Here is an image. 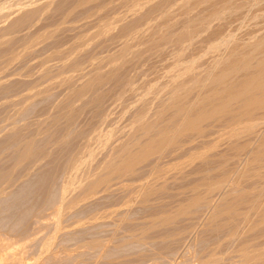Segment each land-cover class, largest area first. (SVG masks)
<instances>
[{"label":"rangeland","instance_id":"1","mask_svg":"<svg viewBox=\"0 0 264 264\" xmlns=\"http://www.w3.org/2000/svg\"><path fill=\"white\" fill-rule=\"evenodd\" d=\"M166 1L0 0V256L6 254V264H204L203 260H206L209 257L206 256V254L208 251L210 252V250L212 251L210 253L215 252V254L217 252L220 253L221 250L225 252L224 254L221 251V254L225 257L219 261L220 264H228V262L230 264H238L239 257L238 259L236 257L238 256L236 255L238 253L235 252L237 250L235 247L238 244L241 242H247L246 240L249 242V239L251 242H254L252 241L254 236L257 237L255 238L257 242L264 241V237L261 236V231L262 234L264 232V222L262 224H260V222L257 224V222L260 220L259 216L261 215H259L258 212L262 211H259V209L264 208L261 207L264 204V195H262L264 194V187L261 188V186H264V181H262L264 180V174L263 172H259L261 171L260 167H262V171L264 170V149L260 153L261 148H259H264V122H262L264 120H256L258 123H255V126H246L243 123L234 124V126H228V124L223 121L226 119V117L225 119H222L223 117H216L220 118V120L211 118L208 121L201 123L203 126L201 125L197 132L186 131L181 133V136H175L178 140H180L178 141L175 137L173 138L176 139L178 143L176 141L175 142L177 144L175 143V145H173L174 142L170 143L169 145L165 144L167 146L163 147L161 150L162 152H157L158 155L156 152L153 154L151 153L148 158H146L147 160L144 158V160L138 161L140 164H135L136 167L134 165L132 168L133 170L128 171V173H118L115 170L114 172L110 173V169L113 166L119 164L121 161L120 159L123 158V152L127 150L126 147H128L129 151H131L130 148H132L131 153H136L138 150H133V147H138L139 144H143L145 140L149 139L148 136H152L151 138L156 137L160 130L166 128V126H164L165 122L166 125H171L179 121L178 118L173 116L176 114L174 111L176 110V105L179 103L195 106L197 102V108L196 106L193 107V111L197 110L199 101L201 102L206 96L203 93L207 94L209 89L213 87L212 84L215 77L220 74L219 72L223 70L230 59H234L236 55H246L248 51L251 53L253 50L252 46H255L256 43L260 42V40H264V0H223L224 3L221 2L222 0H198V3H196L197 0H189L191 3H188V0ZM178 2L181 3L179 4ZM183 2L187 3L184 4ZM173 3L174 5L175 3L177 4L174 6ZM239 3L240 5H238ZM190 4L194 5L191 6ZM133 5L137 6L134 7ZM213 5L217 6L214 7ZM169 6H171V8ZM226 6L228 7L226 8ZM178 7L179 9H177ZM219 7L223 10H221ZM212 10L214 12L216 11V14L214 13L213 15ZM261 10L263 12H261ZM24 11L27 12L25 13ZM224 12L226 13L224 14ZM20 13L22 17L20 16ZM179 13L181 14L180 16ZM32 15L33 17L31 18L30 16ZM209 18H211V20ZM202 19L205 21V23ZM157 20H160V22ZM164 21L166 22L167 26H165L166 24ZM7 23L12 27L10 28ZM17 23L19 25H17ZM171 23L174 24L171 25ZM160 26L163 31L160 29ZM159 29L160 31L158 32L157 30ZM194 29L195 32H193ZM129 30L132 31V34ZM154 30L157 32L154 33ZM184 32L186 33L183 34ZM192 34L195 36V38L192 36ZM140 35L142 37H140ZM150 36H152V40L148 39ZM155 36L158 38L160 36V38L157 39ZM164 36L165 38H168L165 39L163 38ZM189 36L191 38H188ZM184 37L187 39H184ZM181 38L183 40H181ZM189 39L191 42H194L191 43L190 41H187ZM161 40L162 44L166 41L168 44L166 42L162 45ZM178 40L180 42H178ZM4 41H6V43ZM156 41H158V45ZM209 41H212L213 44ZM141 42L145 43L142 44ZM149 45L150 47L152 46L151 51L150 47L148 48ZM153 47H155V49ZM148 49L149 52L146 51ZM140 51L142 52L141 54ZM160 53L161 55H159ZM117 54L119 56H117ZM231 56L234 57L231 58ZM237 57L238 56L235 58ZM146 69L148 70L146 71ZM114 71L118 73H114ZM243 72L245 71H242V73ZM98 73L100 76H98ZM101 73L103 76L104 73H108V75H105L106 78H104L105 76L103 77L104 80ZM242 73L241 71L237 72L234 76V79L232 80L234 82L236 79V82H238V80L241 81L245 75ZM209 75L211 78L215 75L212 82H210L211 79ZM86 81H88L87 83L90 85H86ZM87 90H89V92H87ZM185 90L188 92V94H186L187 92ZM75 92L78 94H75ZM5 94L7 96H5ZM185 94L186 97L184 96ZM194 94H196L197 97H195ZM77 95L78 97L79 95L81 96L77 98ZM178 95H180V99H176L179 98ZM180 100L181 102H179ZM188 100H191V102H188ZM76 101L80 102L78 103ZM184 101L186 102L184 103ZM171 103L176 104L174 107L175 109L171 108V106L173 107V105H170ZM66 105H68V107ZM60 106H62V108ZM65 107H67L66 110ZM69 107L70 112L68 110ZM71 109H73V112ZM68 112L70 113L69 115ZM167 118H170L169 120L171 122H175L171 123ZM225 124L227 126H224ZM143 125H146L145 128ZM235 125L237 126L236 128ZM170 127L171 126L168 128ZM237 128L241 129L240 131H244L245 129L246 131L242 132L243 134H241V136L240 132L238 133L239 130L237 131ZM144 130L147 131L144 133ZM152 130L154 132L157 130V133L155 132L153 135L154 132ZM81 131L83 132L81 133ZM231 132L232 134H235V137L231 134ZM185 133L190 134L186 135ZM248 135L249 137H247ZM235 138L237 142L235 141ZM244 143L246 146L243 145ZM262 143L263 145L261 146ZM90 144L92 145L90 146ZM238 145L243 146L244 149H240L241 147L238 148ZM26 146L27 149L25 148ZM235 148L239 149L237 150L238 153ZM28 149H31V151ZM19 152L21 153L19 154ZM24 152H29L26 154H29V157L27 156L28 158L25 156V154L23 155V157H26L27 159L23 158L21 155ZM79 152L82 154V156ZM255 152L258 154V158L260 159L258 161H260V163L262 162L261 164L258 162L259 165L256 162V164L259 166L257 168L254 164H252V158L257 155ZM233 153L237 154V156ZM251 155H253V157ZM221 157L222 159H220ZM225 159L226 161L231 159V161L224 162ZM213 161H216L215 163H217L218 166L217 164L212 163ZM226 165L229 166L228 169ZM208 167L211 169L208 170ZM218 169L221 170V172H227L226 175L224 174L222 176L223 173L218 172ZM250 169H254V171L255 169H259L256 170L259 173L257 174L256 171L252 173L253 170L251 171ZM248 170H250L249 172H251L253 175L257 174L259 178L256 177L257 175L255 177H251L252 174L248 175ZM219 173H221V175ZM205 175L206 177H204ZM259 175L261 177L263 175L262 179ZM104 176H109L107 177L108 181L105 183L99 182L102 177L105 178ZM219 178L222 179V183L224 181V184L225 182L227 184L220 185L219 188H216L215 191L213 190L212 192V189L209 190L208 188H203L207 185L209 187V184L214 183V181H220ZM202 179L205 183L208 180H210L212 183L208 181L205 185ZM254 181L256 184H251ZM200 182H202V186L198 185ZM236 184L239 186V188L236 186ZM242 187L246 188L243 189ZM254 187L255 189H260V191L258 190L260 192L259 194L257 193V190L254 189L256 195L258 196L257 200L260 198V202L262 201L260 204L259 200L257 201L255 198H253L254 196L256 197L255 193H253L254 191L252 192V194H254L253 197L249 195V193L251 194L250 189L253 190ZM201 189L205 190L202 191ZM206 189L210 192H206ZM237 190L242 191L237 193ZM245 192L248 194H244ZM236 194L245 195L244 198L242 197L243 201H240L241 199L239 200L240 202L237 201L239 199L237 196L239 195ZM230 195H233L232 197H235L236 199L233 201V198ZM193 196H199L200 198L198 197L199 200L195 204L197 206L193 205V208H191L192 206L188 204L192 201V199H195ZM228 196L231 199L230 201ZM253 199L258 202V205H254L257 202H253ZM226 200H228V202ZM251 200L252 204L254 203V208L258 206L255 210L251 208V203H248L249 205H247V202H250ZM232 201L234 203L236 201L237 202L235 203L236 209L234 208V213L235 210L236 213L233 217L234 219L232 218L231 220L227 214L220 213V211L223 206L228 204L232 205ZM124 203L126 205H124ZM241 204L243 206H241ZM187 205L189 208L188 211H186L184 214H177L179 208L181 209L183 206L186 207ZM245 205L249 207H246ZM233 206L235 207L234 204ZM250 209L251 213L253 212L252 214L249 211ZM175 210L177 211L176 213H174ZM242 211L244 213L246 212L245 214L247 215L250 214L249 216L251 218L246 216L247 218H245V221V214ZM237 213L239 214L236 216ZM168 214L170 216H173L174 214V216L169 222L166 223L167 225L165 223L162 224L158 222V218L160 216ZM224 217H227L228 219ZM235 217L238 220H236ZM215 220L218 223L215 222ZM222 220L225 225L221 223ZM242 220L245 223H243ZM254 220H257L256 223H254ZM228 222L233 224H231L234 226L233 229H230L232 226L229 225V227ZM235 223H237L236 226H238L239 229L238 227H235ZM165 225L166 229L163 227ZM217 226L219 228H217ZM248 226H250L249 228L252 226L253 229H251L254 232L247 228ZM254 226H256V228ZM257 226L259 227L257 228ZM134 227L136 228L134 229ZM225 228L226 231L224 230ZM259 228L260 232L258 231ZM210 229H215V231L211 232ZM217 229L220 230L216 231ZM227 229H229V232L230 230H236V232L238 231L240 233H236V237H229V239L231 238L229 240L226 239L227 237L225 236L229 233ZM244 230L249 231V233L247 232L246 235ZM250 231H252L253 234ZM220 232H222L223 235ZM166 234L170 237H166ZM214 237L217 239V241ZM219 238H221L222 241ZM98 242L101 243L99 244ZM229 250L233 254L230 253ZM209 252L208 254L210 255ZM234 260L235 263L233 262ZM222 261L224 262L221 263Z\"/></svg>","mask_w":264,"mask_h":264},{"label":"bare ground","instance_id":"2","mask_svg":"<svg viewBox=\"0 0 264 264\" xmlns=\"http://www.w3.org/2000/svg\"><path fill=\"white\" fill-rule=\"evenodd\" d=\"M19 1V0H18ZM50 1V0H49ZM54 1H56V0H54ZM63 1V0H62ZM100 1V0H99ZM166 1V0H165ZM180 1V0H179ZM187 1V0H186ZM194 1V0H193ZM199 1H201V0H199ZM203 1H206V0H203ZM227 1V0H226ZM241 1V0H240ZM247 1V0H246ZM72 2V1H71ZM70 2V3H71ZM167 2V1H166ZM173 2V1H172ZM221 2H223L224 3V1L222 0ZM229 2V1H228ZM233 2V1H232ZM238 2V1H237ZM237 2H235V3H237ZM244 2V1H243ZM250 2H252V1H250ZM45 3H46V1H45ZM126 3V2H125ZM139 3V2H138ZM169 3V2H168ZM171 3V2H170ZM179 3V2H178ZM181 3V2H180ZM179 3V4H180ZM184 3V2H183ZM182 3V4H183ZM187 3V2H186ZM186 3H184V4H186ZM188 3H191V1H189L188 0ZM196 3H198V0H197V2ZM235 3H233V4H235ZM242 3V2H241ZM261 3H262V1H261ZM43 4V3H42ZM56 4V3H55ZM58 4V3H57ZM98 4H99V2H98ZM135 4V3H134ZM165 4V3H164ZM177 3H175V5H176ZM195 4V3H194ZM193 4V5H194ZM201 4V3H200ZM214 4V3H213ZM216 4H218V3H216ZM221 4V3H220ZM226 4H227V2H226ZM232 4V5H233ZM252 4V3H251ZM51 5V4H50ZM139 5H140V3H139ZM138 5V6H139ZM167 5H169V4H167ZM173 5H174V3H173ZM174 5V6H175ZM191 5V4H190ZM193 5H191V6H193ZM199 5V4H198ZM207 5V4H206ZM219 5V4H218ZM229 5V4H228ZM230 5H231V3H230ZM238 5H240V3L238 4ZM58 6V5H57ZM75 6H76V4H75ZM106 6V5H105ZM120 6H122V5H120ZM129 6V5H128ZM127 6V7H128ZM134 6V5H133ZM137 5H135L134 7H136ZM141 6V5H140ZM157 6H158V4H157ZM172 6V5H171ZM171 6H169L170 8H171ZM186 6V5H185ZM201 6V5H200ZM214 6V5H213ZM215 6H217V5H215ZM214 6V7H215ZM222 6V5H221ZM236 6V5H235ZM33 7V6H32ZM32 7H30V8H32ZM43 7H45V6H43ZM64 7V6H63ZM99 7V6H98ZM184 7V6H183ZM188 7H189V5H188ZM197 7V6H196ZM196 7H194V8H196ZM212 7V6H211ZM223 7H224V5H223ZM228 6H226V8H227ZM238 7V6H237ZM242 7V6H241ZM58 8V7H57ZM65 8V7H64ZM63 8V9H64ZM132 8V7H131ZM174 8V7H173ZM193 8V7H192ZM220 8V7H219ZM225 8V9H226ZM233 8V7H232ZM240 8V7H239ZM20 9V8H19ZM38 9V8H37ZM93 9V8H92ZM129 9H130V7H129ZM142 9V8H141ZM147 9V8H146ZM161 9V8H160ZM177 9H179V7L177 8ZM209 9V8H208ZM213 9V8H212ZM221 9V8H220ZM219 9V10H220ZM234 9V8H233ZM241 9V8H240ZM257 9V8H256ZM22 10V9H21ZM28 10V9H27ZM32 10V9H31ZM49 10V9H48ZM69 10V9H68ZM120 10V9H119ZM168 10H171V9H168ZM176 10V9H175ZM180 10H181V7H180ZM179 10V11H180ZM186 10H187V8H186ZM189 10V9H188ZM215 10H216V8H215ZM218 10V9H217ZM221 10H223V9H221ZM43 11V10H42ZM59 11V10H58ZM61 11H63V10H61ZM88 11V10H87ZM86 11V12H87ZM90 11V10H89ZM142 11V10H141ZM165 11V10H164ZM174 11V10H173ZM172 11V12H173ZM178 11V12H179ZM183 11V10H182ZM209 11H210V9H209ZM213 11V10H212ZM237 11V10H236ZM25 12V11H24ZM27 12V11H26ZM25 12V13H26ZM30 12V11H29ZM39 12V11H38ZM92 12V11H91ZM116 12V11H115ZM130 12V11H129ZM159 12H161V11H159ZM169 12V11H168ZM167 12V13H168ZM211 12V11H210ZM221 12V11H220ZM227 12H228V10H227ZM247 12V11H246ZM260 12V11H259ZM261 12H263L262 10H261ZM12 13V12H11ZM25 13H23V14H25ZM35 13H36V11H35ZM95 13V12H94ZM110 13V12H109ZM154 13H156V12H154ZM163 13V12H162ZM165 13V12H164ZM185 13V12H184ZM214 13L216 14V11L214 12L213 11V15H214ZM226 12H224V14H225ZM229 13V12H228ZM227 13V14H228ZM258 13V12H257ZM33 14V13H32ZM54 14V13H53ZM106 14V13H105ZM108 14V13H107ZM150 14V13H149ZM175 14V13H174ZM188 14V13H187ZM193 14V13H192ZM195 14V13H194ZM204 14V13H203ZM212 14V13H211ZM217 14H218V12H217ZM244 14V13H243ZM250 14V13H249ZM8 15V14H7ZM12 15H14V14H12ZM26 15H28V14H26ZM34 15V14H33ZM33 15L32 16H30L31 18L33 17ZM36 15V14H35ZM42 15V14H41ZM58 15V14H57ZM110 15V14H109ZM136 15V14H135ZM165 15V14H164ZM181 14L179 13V16H180ZM207 15V14H206ZM222 15H223V13H222ZM229 15H231V14H229ZM248 15V14H247ZM15 16H16V14H15ZM20 16H21V13H20ZM67 16V15H66ZM112 16V15H111ZM119 16V15H118ZM123 16V15H122ZM173 16V15H172ZM193 16H195V15H193ZM208 16H209V14H208ZM216 16V15H215ZM218 16V15H217ZM253 16V15H252ZM18 17V16H17ZM22 17V16H21ZM20 17V18H21ZM26 17V16H25ZM100 17V16H99ZM102 17V16H101ZM160 17V16H159ZM168 17V16H167ZM214 17V16H213ZM222 17H224V16H222ZM230 17V16H229ZM257 17V16H256ZM14 18V17H13ZM19 18V19H20ZM23 18H24V16H23ZM28 18V17H27ZM58 18V17H57ZM158 18V17H157ZM172 18H174V17H172ZM205 18V17H204ZM215 18V17H214ZM236 18V17H235ZM18 19V20H19ZM56 19V18H55ZM118 19V18H117ZM132 19V18H131ZM139 19V18H138ZM164 19H166V18H164ZM163 19V20H164ZM201 19V18H200ZM210 20H211V18H209ZM220 19V18H219ZM219 19H217V20H219ZM247 19V18H246ZM250 19V18H249ZM263 19V18H262ZM7 20V19H6ZM5 20V21H6ZM10 20V19H9ZM13 20V19H12ZM15 20V19H14ZM21 20V19H20ZM34 20V19H33ZM63 20V19H62ZM120 20V19H119ZM152 20V19H151ZM168 20V19H167ZM175 20V19H174ZM183 20H184V17H183ZM192 20V19H191ZM190 20V21H191ZM203 20V19H202ZM229 20V19H228ZM240 20V19H239ZM251 20V19H250ZM24 21V20H23ZM23 21H22V23H23ZM52 21V20H51ZM121 21V20H120ZM139 21V20H138ZM153 21V20H152ZM158 21V20H157ZM171 21H172V19H171ZM193 21V20H192ZM204 21V20H203ZM224 21V20H223ZM252 21V20H251ZM21 22V21H20ZM147 22V21H146ZM158 22H160V20L158 21ZM165 22V21H164ZM163 22V23H164ZM168 22H170V21H168ZM182 22V21H181ZM187 22H189V21H187ZM194 22V21H193ZM192 22V23H193ZM200 22V21H199ZM218 22H220V21H218ZM230 22V21H229ZM233 22V21H232ZM246 22H247V20H246ZM6 23V22H5ZM15 23V22H14ZM113 23V22H112ZM116 23V22H115ZM138 23V22H137ZM162 23V22H161ZM198 23V22H197ZM202 23V22H201ZM204 23H205V21H204ZM211 23V22H210ZM214 23H215V21H214ZM217 23V22H216ZM8 24V23H7ZM11 24H13V23H11ZM44 24V23H43ZM45 24H47V23H45ZM157 24V23H156ZM165 24H166V22H165ZM165 24H163V25H165ZM174 23H171V25H173ZM188 24V23H187ZM194 24V23H193ZM200 24V23H199ZM203 24V23H202ZM201 24V25H202ZM232 24V23H231ZM230 24V25H231ZM250 24V23H249ZM6 25V24H5ZM17 25H19L18 23H17ZM27 25V24H26ZM29 25V24H28ZM99 25V24H98ZM107 25H108V23H107ZM114 25V24H113ZM124 25V24H123ZM126 25V24H125ZM130 25V24H129ZM128 25V26H129ZM158 25V24H157ZM157 25H156V27H157ZM162 25V26H163ZM205 25V24H204ZM207 25H208V23H207ZM218 25V24H217ZM1 26V25H0ZM8 26H10L9 24H8ZM8 26H6V27H8ZM25 26V25H24ZM23 26V27H24ZM35 26V25H34ZM48 26V25H47ZM103 26H104V24H103ZM109 26V25H108ZM107 26V27H108ZM110 26H112V25H110ZM165 26H167V24L165 25ZM184 26H186V25H184ZM192 26V25H191ZM200 26V25H199ZM209 26V25H208ZM208 26H206V27H208ZM211 26V25H210ZM248 26V25H247ZM250 26V25H249ZM4 27V26H3ZM12 26H10V28H11ZM14 27V26H13ZM106 27V26H105ZM123 27V26H122ZM121 27V28H122ZM168 27H170V26H168ZM178 27V26H177ZM190 27V26H189ZM202 27V26H201ZM205 27V28H206ZM221 27V26H220ZM241 27H243V26H241ZM244 27H245V25H244ZM5 28V27H4ZM120 28V27H119ZM125 28V27H124ZM134 28V27H133ZM148 28V27H147ZM163 28V27H162ZM176 28V27H175ZM185 28V27H184ZM184 28H183V31H184ZM188 28V27H187ZM191 28V27H190ZM194 28V27H193ZM193 28H192V30H193ZM197 28V27H196ZM211 28V27H210ZM23 29V28H22ZM99 29V28H98ZM132 29V28H131ZM149 29V28H148ZM153 29V28H152ZM156 29H158V28H156ZM160 29H161V26H160ZM160 29L159 30H157L158 32L160 31ZM204 29V28H203ZM240 29V28H239ZM253 29V28H252ZM4 30V29H3ZM137 30V29H136ZM162 30V29H161ZM165 30V29H164ZM168 30H172V29H168ZM177 30V29H176ZM197 30H199V29H197ZM217 30H218V28H217ZM232 30V29H231ZM254 30V29H253ZM30 31V30H29ZM127 31V30H126ZM130 31V30H129ZM128 31V32H129ZM134 31V30H133ZM143 31V30H142ZM155 31V30H154ZM157 31H155L154 33H156ZM163 31V30H162ZM165 31H167V30H165ZM182 31V30H181ZM201 31V30H200ZM199 31V32H200ZM212 31V30H211ZM226 31V30H225ZM243 31V30H242ZM247 31V30H246ZM17 32V31H16ZM39 32V31H38ZM95 32V31H94ZM135 32V31H134ZM134 32H133V35H134ZM137 32V31H136ZM153 32V31H152ZM169 32V31H168ZM189 32V31H188ZM191 32V31H190ZM193 32H195V29H194V31ZM204 32V31H203ZM233 32H234V30H233ZM3 33V32H2ZM83 33V32H82ZM106 33H108V32H106ZM130 33L132 34V31H130ZM141 33V32H140ZM167 33V32H166ZM180 33V32H179ZM178 33V34H179ZM186 32H184L183 34H185ZM202 33V32H201ZM207 33V32H206ZM205 33V34H206ZM209 33V32H208ZM225 33V32H224ZM252 33V32H251ZM112 34H113V32H112ZM129 34V33H128ZM150 34V33H149ZM153 34V33H152ZM160 34V33H159ZM163 34H164V32H163ZM174 34V33H173ZM177 34V35H178ZM188 34H190V33H188ZM39 35V34H38ZM123 35H124V33H123ZM137 35V34H136ZM135 35V36H136ZM146 35V34H145ZM169 35V34H168ZM167 35V36H168ZM198 35H199V33H198ZM202 35V34H201ZM245 35V34H244ZM122 36V35H121ZM135 36H133V37H135ZM153 36V35H152ZM152 36H150L148 39H151L152 40ZM157 36V35H156ZM155 36V38H157V39H159L160 38V36H159V38L158 37H156ZM170 36H171V34H170ZM170 36H169V39H170ZM179 36V35H178ZM187 36V35H186ZM191 36V35H190ZM188 37V38H191V37ZM192 36H194L193 34H192ZM239 36V35H238ZM240 36H241V34H240ZM248 36H249V34H248ZM47 37V36H46ZM88 37V36H87ZM113 37V36H112ZM140 37H142L141 35H140ZM201 37V36H200ZM208 37V36H207ZM224 37V36H223ZM226 37V36H225ZM253 37V36H252ZM41 38V37H40ZM84 38V37H83ZM96 38V37H95ZM163 38H165V36L163 37ZM166 38H168V37H166ZM165 38V39H166ZM175 38L177 39V37L175 36ZM182 38H183V36H182ZM181 38V40H183ZM186 37H184V39H185ZM194 38H195V36H194ZM216 38H218V37H216ZM221 38H222V36H221ZM228 38V37H227ZM226 38V39H227ZM230 38V37H229ZM240 38V37H239ZM249 38V37H248ZM1 39V38H0ZM46 39V38H45ZM127 39V38H126ZM135 39V38H134ZM138 39V38H137ZM179 39H180V37H179ZM187 39V38H186ZM197 39V38H196ZM202 39V38H201ZM244 39H245V37H244ZM9 40V39H8ZM156 40V39H155ZM173 40V39H172ZM175 40V39H174ZM193 40H195V39H193ZM209 40H211V39H209ZM219 40V39H218ZM229 40V39H228ZM247 40V39H246ZM3 41V40H2ZM29 41V40H28ZM60 41V40H59ZM135 41V40H134ZM143 41V40H142ZM150 41V40H149ZM167 41H168V39H167ZM166 41V42H167ZM177 41V40H176ZM187 41H190V39L189 40H187ZM250 41H251V39H250ZM255 41V40H254ZM257 41V40H256ZM5 43H6V41H4ZM52 42V41H51ZM126 42V41H125ZM155 42V41H154ZM158 41H156V43H157ZM166 42H164V43H166ZM169 42V41H168ZM168 42H167V44H168ZM175 42V41H174ZM178 42H180L179 40H178ZM191 42V41H190ZM190 42H188V43H190ZM192 42H194V41H192ZM191 42V43H192ZM196 42V41H195ZM206 42V41H205ZM209 42H211L212 43V41H209ZM226 42V41H225ZM136 43V42H135ZM142 43V42H141ZM145 43V42H144ZM144 43H142V44H144ZM150 43V42H149ZM163 43V44H164ZM172 43V42H171ZM185 43V42H184ZM236 43V42H235ZM244 43V42H243ZM250 43V42H249ZM4 44V43H3ZM60 44V43H59ZM131 44V43H130ZM146 44H147V42H146ZM145 44V45H146ZM161 44H162V40H161ZM162 44V45H163ZM173 44H176V43H173ZM186 44V43H185ZM213 44V43H212ZM234 44V43H233ZM245 44V43H244ZM255 44V43H254ZM16 45V44H15ZM27 45V44H26ZM148 45V44H147ZM146 45V46H147ZM152 45H156V44H152ZM157 45H158V43H157ZM160 45V44H159ZM166 45V44H165ZM222 45V44H221ZM76 46V45H75ZM84 46V45H83ZM136 46V45H135ZM139 46V45H138ZM142 46V45H141ZM161 46V45H160ZM176 46H178V45H176ZM191 46V45H190ZM196 46V45H195ZM225 46V45H224ZM242 46V45H241ZM51 47V46H50ZM61 47V46H60ZM150 47V45L148 46V48ZM152 47V46H151ZM151 47H150V51H151ZM156 47V46H155ZM155 47H153L154 49H155ZM164 47V46H163ZM169 47H171V46H169ZM168 47V48H169ZM222 47V46H221ZM239 47V46H238ZM253 47V50L251 51V53H250V51H248L247 53H246V55H242V56H240V55H236V56H238L237 58H235L234 56H231V58L232 57H234V59H230V61L225 65V67L223 68V70H221L219 73L220 74H218L217 75V77H215V75H214V77H215V79H214V77L212 76V78H211V76H210V82H212V80L214 79V81H213V87L211 88V89H209V92L207 93V94H205V93H203L204 95H206L203 99H202V101L200 102L199 101V106H198V109L197 110H195V111H193L194 109H193V107H195L196 105H197V102H196V105L194 106V105H186V104H181V103H179L178 105H176V104H170V105H173V107L171 106V108L173 109L174 107H175V105H176V110L173 112L175 115H173L175 118H178V120L179 121H177L176 123H174L175 121H173V122H171L169 119L170 118H167L171 123H174V124H169V125H166L165 123V121H163V122H165L164 123V126H166V128H164V129H162V130H160L158 133H157V130H159V129H157V130H155V132L157 133V135H156V137H153V138H151L152 136H148L149 137V139H147V140H145V142L143 143V144H139L138 145V147L137 146H134V147H136V148H134L133 147V150H138V151H136V153H131V151H132V148H130V150L131 151H129V149H128V147H126V149L127 150H125L123 153V158L122 159H120L121 161L119 162V164H117L116 166H113L111 169H110V173H112V172H114V170L116 171V172H118V173H122V172H127L128 173V171H131V170H133L132 168H133V166L135 165V164H137V163H139L138 161H141V160H144V158H145V160H147L146 158H148V156L152 153H154V152H158L159 153V151H161L162 149H163V147L164 146H167V145H165V144H170V143H172V142H174V144L173 145H175V143L177 142L176 141V137H178V135L179 136H181L180 134L181 133H183V132H188V131H196L197 132V130H199L200 129V126L202 125L201 123H204V122H206V121H208L209 119H215L216 117H223L222 119H225V117H226V119L225 120H223L226 124H228V126L229 125H231V126H234V124H244V125H246V126H255V123H258V122H256V120H258V119H261V120H264V40L263 41H261L260 40V42L259 43H256V45L255 46H252ZM125 48V47H124ZM128 48V47H127ZM200 48V47H199ZM14 49V48H13ZM19 49V48H18ZM51 49V48H50ZM147 49V48H146ZM167 49V48H166ZM166 49H165V51H166ZM36 50V49H35ZM47 50V49H46ZM158 50V49H157ZM163 50H164V48H163ZM178 50V49H177ZM181 50V49H180ZM208 50V49H207ZM9 51V50H8ZM49 51V50H48ZM123 51H124V49H123ZM125 51H127V50H125ZM142 51V50H141ZM140 51V54L142 53ZM143 51H144V49H143ZM146 51H148L149 52V49L148 50H146ZM162 51V50H161ZM168 51V50H167ZM183 51V50H182ZM233 51V50H232ZM244 51V50H243ZM63 52V51H62ZM133 52V51H132ZM138 52V51H137ZM136 52V53H137ZM153 52V51H152ZM151 52V53H152ZM157 52V51H156ZM163 52V51H162ZM181 52V51H180ZM179 52V53H180ZM203 52V51H202ZM207 52V51H206ZM219 52V51H218ZM15 53V52H14ZM49 53V52H48ZM81 53V52H80ZM122 53V52H121ZM127 53V52H126ZM173 53V52H172ZM185 53V52H184ZM191 53V52H190ZM214 53V52H213ZM224 53V52H223ZM230 53V52H229ZM250 53V54H249ZM135 54V53H134ZM163 54V53H162ZM168 54V53H167ZM203 54V53H202ZM206 54V53H205ZM208 54V53H207ZM20 55V54H19ZM26 55V54H25ZM33 55V54H32ZM124 55V54H123ZM127 55V54H126ZM130 55V54H129ZM152 55V54H151ZM159 55H161V53L159 54ZM186 55V54H185ZM232 55V54H231ZM24 56V55H23ZM31 56V55H30ZM34 56V55H33ZM117 56H119L118 54H117ZM116 56V57H117ZM135 56V55H134ZM136 56H137V54H136ZM197 56V55H196ZM131 57H132V54H131ZM149 57V56H148ZM167 57V56H166ZM188 57V56H187ZM230 57V56H229ZM6 58V57H5ZM14 58V57H13ZM30 58V57H29ZM60 58V57H59ZM118 58V57H117ZM200 58V57H199ZM206 58V57H205ZM28 59V58H27ZM44 59V58H43ZM69 59V58H68ZM114 59V58H113ZM112 59V60H113ZM124 59V58H123ZM149 59V58H148ZM164 59V58H163ZM176 59V58H175ZM196 59V58H195ZM224 59V58H223ZM228 59V58H227ZM226 59V60H227ZM26 60V59H25ZM57 60V59H56ZM65 60V59H64ZM121 60V59H120ZM176 60H178V59H176ZM27 61H29V60H27ZM79 61H81V60H79ZM123 61V60H122ZM127 61V60H126ZM167 61V60H166ZM198 61H200V60H198ZM218 61H220V60H218ZM118 62V61H117ZM121 62V61H120ZM144 62V61H143ZM181 62V61H180ZM180 62H178V63H180ZM212 62V61H211ZM20 63V62H19ZM30 63V62H29ZM37 63H38V61H37ZM128 63V62H127ZM132 63V62H131ZM134 63H136V62H134ZM190 63V62H189ZM224 63V62H223ZM6 64V63H5ZM11 64V63H10ZM48 64V63H47ZM141 64V63H140ZM191 64V63H190ZM195 64V63H194ZM225 64V63H224ZM4 65V64H3ZM75 65V64H74ZM100 65V64H99ZM166 65V64H165ZM175 65V64H174ZM219 65V64H218ZM34 66V65H33ZM68 66V65H67ZM77 66V65H76ZM104 66V65H103ZM114 66V65H113ZM118 66H119V64H118ZM118 66H116V67H118ZM184 66H186V65H184ZM183 66V67H184ZM191 66V65H190ZM195 66V65H194ZM205 66V65H204ZM224 66V65H223ZM21 67V66H20ZM56 67V66H55ZM62 67V66H61ZM127 67V66H126ZM132 67V66H131ZM181 67V66H180ZM208 67V66H207ZM19 68V67H18ZM94 68H96V67H94ZM114 68V67H113ZM112 68V69H113ZM146 68V67H145ZM158 68V67H157ZM34 69V68H33ZM106 69V68H105ZM118 69V68H117ZM117 69H116V71H117ZM131 69V68H130ZM184 69V68H183ZM198 69V68H197ZM200 69V68H199ZM96 70V69H95ZM114 70H115V68H114ZM119 70H120V68H119ZM118 70V71H119ZM137 70V69H136ZM148 69H146V71H147ZM154 70V69H153ZM207 70V69H206ZM28 71V70H27ZM66 71V70H65ZM64 71V72H65ZM93 71V70H92ZM116 71H114V73L116 72ZM144 71V70H143ZM161 71H163V70H161ZM177 71V70H176ZM239 71H241V73H242V71H245V72H243L242 74H245L244 75V77L242 78V80L240 81V80H238V82H236L237 81V79H236V81L234 82L232 79H234V76L236 75V73L237 72H239ZM35 72V71H34ZM33 72V73H34ZM51 72V71H50ZM97 72V71H96ZM95 72V73H96ZM108 72V71H107ZM149 72V71H148ZM185 72H187V71H185ZM190 72V71H189ZM192 72V71H191ZM248 72V73H247ZM47 73V72H46ZM52 73V72H51ZM116 73H118V72H116ZM160 73V72H159ZM162 73V72H161ZM29 74V73H28ZM45 74V73H44ZM97 74V73H96ZM102 74V73H101ZM111 74H112V72H111ZM154 74V73H153ZM173 74H175V73H173ZM181 74V73H180ZM211 74V73H210ZM241 74V75H242ZM47 75V74H46ZM105 75H108V73L107 74H105L104 73V76ZM116 75V74H115ZM118 75V74H117ZM159 75H161V74H159ZM201 75V74H200ZM212 75H213V73H212ZM51 76V75H50ZM97 76V75H96ZM98 76H100L99 75V73H98ZM97 76V77H98ZM103 76V74H102V78L104 77ZM112 76H113V74H112ZM119 76V75H118ZM117 76V77H118ZM148 76V75H147ZM163 76V75H162ZM197 76V75H196ZM239 76H240V74H239ZM97 77H95V78H97ZM116 77V78H117ZM182 77V76H181ZM237 77V76H236ZM47 78V77H46ZM59 78V77H58ZM66 78V77H65ZM64 78V79H65ZM87 78V77H86ZM92 78V77H91ZM104 78H106V76L104 77ZM104 78H103V80H104ZM108 78V77H107ZM120 78V77H119ZM122 78V77H121ZM149 78V77H148ZM178 78V77H177ZM176 78V79H177ZM209 78V77H208ZM239 78V77H238ZM240 78H241V76H240ZM63 79V78H62ZM88 79V78H87ZM92 79H94V78H92ZM99 79V78H98ZM101 79V78H100ZM112 79V78H111ZM114 79V78H113ZM118 79V78H117ZM117 79H116V81H117ZM170 79V78H169ZM190 79V78H189ZM67 80V79H66ZM86 80V79H85ZM91 80V79H90ZM102 80V79H101ZM109 80V79H108ZM119 80H121V79H119ZM23 81H25V80H23ZM32 81V80H31ZM92 81V80H91ZM97 81V80H96ZM150 81V80H149ZM153 81V80H152ZM180 81V80H179ZM196 81V80H195ZM204 81V80H203ZM30 82V81H29ZM84 82V81H83ZM88 81H86V83H87ZM100 82V81H99ZM125 82H126V80H125ZM167 82V81H166ZM201 82V81H200ZM15 83V82H14ZM58 83V82H57ZM103 83V82H102ZM146 83V82H145ZM174 83H176V82H174ZM207 83V82H206ZM36 84V83H35ZM62 84V83H61ZM60 84V85H61ZM71 84V83H70ZM94 84V83H93ZM99 84V83H98ZM101 84V83H100ZM116 84V83H115ZM199 84V83H198ZM201 84V83H200ZM209 84V83H208ZM16 85V84H15ZM28 85H30V84H28ZM41 85V84H40ZM81 85V84H80ZM84 85H85V83H84ZM84 85H83V87H84ZM86 85H90V84H86ZM110 85V84H109ZM152 85V84H151ZM173 85V84H172ZM189 85V84H188ZM4 86V85H3ZM7 86V85H6ZM18 86V85H17ZM82 86V85H81ZM92 86V85H91ZM96 86V85H95ZM191 86V85H190ZM202 86V85H201ZM13 87V86H12ZM22 87V86H21ZM30 87V86H29ZM90 87V86H89ZM123 87V86H122ZM136 87V86H135ZM165 87V86H164ZM172 87V86H171ZM182 87H184V86H182ZM6 88V87H5ZM9 88H11V87H9ZM15 88V87H14ZM68 88V87H67ZM74 88V87H73ZM91 88V87H90ZM89 88V89H90ZM95 88V87H94ZM97 88V87H96ZM153 88V87H152ZM24 89V88H23ZM119 89V88H118ZM202 89H205V88H202ZM208 89V88H207ZM9 90V89H8ZM27 90V89H26ZM71 90H73V89H71ZM82 90V89H81ZM93 90V89H92ZM99 90V89H98ZM125 90V89H124ZM155 90V89H154ZM4 91V90H3ZM13 91V90H12ZM68 91V90H67ZM83 91H85V90H83ZM110 91V90H109ZM131 91V90H130ZM186 91V90H185ZM203 91V90H202ZM71 92V91H70ZM87 92H89V90H87ZM90 92H91V90H90ZM114 92V91H113ZM134 92V91H133ZM140 92V91H139ZM156 92V91H155ZM187 92V91H186ZM72 93V92H71ZM74 93V92H73ZM82 93V92H81ZM100 93V92H99ZM145 93H147V92H145ZM150 93V92H149ZM179 93V92H178ZM185 93V92H184ZM75 94H78V93H76L75 92ZM74 94V95H75ZM80 94V93H79ZM86 94V93H85ZM101 94V93H100ZM103 94H105V93H103ZM134 94V93H133ZM186 94H188V92L186 93ZM186 94L184 95L185 97H186ZM67 95V94H66ZM71 95V94H70ZM69 95V96H70ZM82 95V94H81ZM81 95H79V97L81 96ZM92 95V94H91ZM138 95V94H137ZM175 95V94H174ZM195 95V97H197V95L196 94H194ZM5 96H7L6 94H5ZM113 96V95H112ZM117 96V95H116ZM120 96H121V94H120ZM180 95H178V97H179ZM182 96V95H181ZM73 97H75V96H73ZM78 97V95H77V98H79ZM103 97V96H102ZM105 97V96H104ZM115 97V96H114ZM127 97V96H126ZM138 97V96H137ZM140 97V96H139ZM154 97V96H153ZM184 97V98H185ZM189 97V96H188ZM76 98V97H75ZM176 98V97H175ZM183 98V97H182ZM69 99V98H68ZM81 99V98H80ZM127 99V98H126ZM176 99H180V97L179 98H176ZM192 99H195V98H192ZM71 100V99H70ZM74 100V99H73ZM79 100V99H78ZM101 100V99H100ZM121 100V99H120ZM134 100V99H133ZM181 100H183V99H181ZM181 100L179 101V102H181ZM201 100V99H200ZM75 101V100H74ZM82 101V100H81ZM104 101V100H103ZM128 101V100H127ZM135 101V100H134ZM133 101V102H134ZM177 101V100H176ZM195 101V100H194ZM67 102H69V101H67ZM76 102H78V101H76ZM80 102V101H79ZM78 102V103H79ZM156 102V101H155ZM163 102V101H162ZM186 101H184V103H185ZM188 102H191V100L189 101L188 100ZM66 103V102H65ZM95 103H96V101H95ZM67 104V103H66ZM72 104V103H71ZM74 104H75V102H74ZM99 104V103H98ZM193 104V103H192ZM65 105V104H64ZM80 105V104H79ZM143 105V104H142ZM63 106V105H62ZM62 106H60L61 108H62ZM67 107H68V105H66ZM74 106H76V105H74ZM147 106V105H146ZM156 106V105H155ZM161 106V105H160ZM67 107H65V110H66V108ZM71 107V106H70ZM70 107H69V112H70ZM77 107V106H76ZM99 107V106H98ZM103 107V106H102ZM158 107V106H157ZM72 108V107H71ZM196 108H197V106H196ZM195 108V109H196ZM76 109V108H75ZM74 109V110H75ZM80 109V108H79ZM145 109V108H144ZM175 109V108H174ZM62 110V109H61ZM67 110V111H68ZM73 109H71V111H72ZM104 111V110H103ZM142 111V110H141ZM157 111H158V109H157ZM168 111H169V109H168ZM167 111V112H168ZM170 111H171V109H170ZM57 112V111H56ZM61 112V111H60ZM68 112V115L70 114ZM73 112V111H72ZM155 112H156V110H155ZM53 113V112H52ZM65 113V112H64ZM140 113V112H139ZM61 114V113H60ZM62 114H63V112H62ZM72 114H74V113H72ZM138 114V113H137ZM141 114V113H140ZM66 115V114H65ZM75 115V114H74ZM136 115V114H135ZM172 115V114H171ZM67 116V115H66ZM79 116V115H78ZM54 117V116H53ZM69 117V116H68ZM67 117V118H68ZM75 117V116H74ZM99 117V116H98ZM170 117V116H169ZM42 118V117H41ZM63 119V118H62ZM71 119V118H70ZM72 119H73V115H72ZM96 119V118H95ZM101 119V118H100ZM140 119H142V118H140ZM216 119H219L220 120V118H216ZM77 120V119H76ZM38 121V120H37ZM64 121V120H63ZM68 121V120H67ZM69 121H71V120H69ZM74 121V120H73ZM51 122V121H50ZM95 122V121H94ZM99 122V121H98ZM139 122V121H138ZM222 122V121H221ZM262 122H264V121H262ZM56 123V122H55ZM140 123V122H139ZM214 123V122H213ZM36 124H38V123H36ZM71 124V123H70ZM224 125V126H227V125ZM40 125H41V123H40ZM47 125V124H46ZM159 125V124H158ZM259 125V124H258ZM263 125V124H262ZM65 126V125H64ZM73 126V125H72ZM91 126V125H90ZM141 126V125H140ZM144 126V125H143ZM146 126V125H145ZM145 126H144V128H145ZM157 126V125H156ZM169 126H171L170 128H168ZM203 126V125H202ZM207 126V125H206ZM210 126H212V125H210ZM224 126H222V127H224ZM242 126V125H241ZM100 127V126H99ZM209 127V126H208ZM213 127H215V126H213ZM219 127H220V125H219ZM237 126L235 125V128H236ZM260 127V126H259ZM24 128V127H23ZM67 128V127H66ZM143 128V127H142ZM141 128V129H142ZM143 128V129H144ZM149 128V127H148ZM156 128V127H155ZM203 128V127H202ZM226 128V127H225ZM264 128V127H263ZM14 129H15V127H14ZM161 129V128H160ZM213 129V128H212ZM228 129V128H227ZM11 130V129H10ZM65 130V129H64ZM90 130V129H89ZM94 130V129H93ZM100 130V129H99ZM229 130V129H228ZM227 130V131H228ZM231 130V129H230ZM236 130V129H235ZM239 130V131H238ZM241 129H238L237 128V131H238V133L240 132V135L241 134H243L242 132H244V131H246V129L243 131H240ZM255 130H257V129H255ZM87 131V130H86ZM85 131V132H86ZM96 131V130H95ZM147 130H144V133L146 132ZM153 131V130H152ZM64 132V131H63ZM83 131H81V133H82ZM91 132V131H90ZM154 132V131H153ZM155 132L153 133V135L155 134ZM201 132V131H200ZM232 132H233V130H232ZM232 132H231V134H232ZM236 132V131H235ZM73 133H74V131H73ZM80 133V132H79ZM213 133V132H212ZM225 133V132H224ZM227 133V132H226ZM237 133V134H238ZM251 133V132H250ZM249 133V134H250ZM254 133V132H253ZM83 134H85V133H83ZM92 134V133H91ZM96 134V133H95ZM186 135H189L190 133H185ZM194 134V133H193ZM199 134V133H198ZM229 134H230V132H229ZM246 134V133H245ZM183 135V134H182ZM232 135H234V137H235V134H232ZM251 135V134H250ZM93 136V135H92ZM176 136V137H175ZM185 136V135H184ZM200 136V135H199ZM239 136V135H238ZM242 136V135H241ZM72 137V136H71ZM95 137V136H94ZM135 137V136H134ZM143 137V136H142ZM176 138V139H173V138ZM186 137V136H185ZM191 137V136H190ZM228 137H229V135H228ZM247 137H249V135L247 136ZM19 138V137H18ZM75 138H77V137H75ZM84 138V137H83ZM192 138V137H191ZM190 138V139H191ZM253 138V137H252ZM94 139V138H93ZM181 139V138H180ZM228 139V138H227ZM233 139V138H232ZM231 139V140H232ZM238 139V138H237ZM17 140V139H16ZM84 140V139H83ZM98 140V139H97ZM173 140V141H172ZM178 140V139H177ZM249 140V139H248ZM29 141H30V139H29ZM138 141V140H137ZM176 141V142H175ZM178 141H180V140H178ZM234 141V140H233ZM235 141H236V138H235ZM210 142V141H209ZM237 142V141H236ZM235 142V143H236ZM18 143V142H17ZM31 143V142H30ZM81 143V142H80ZM90 143V142H89ZM178 143V142H177ZM176 143V144H177ZM234 143V142H233ZM247 143V142H246ZM264 143V142H263ZM263 143L261 144V146L263 145ZM87 144V143H86ZM86 144H84V145H86ZM205 144V143H204ZM232 144V143H231ZM92 144H90V146H91ZM136 145V144H135ZM206 145V144H205ZM244 146H246L245 145V143L243 144ZM81 146V145H80ZM177 146V145H176ZM197 146V145H196ZM239 146V145H238ZM120 147V146H119ZM180 147V146H179ZM178 147V148H179ZM234 147V146H233ZM232 147V148H233ZM241 147V148H240ZM26 149H27V146L25 147ZM30 148H31V146H30ZM217 148V147H216ZM238 148H240V149H242L243 148V146H239ZM236 149V151L237 150H239V149ZM259 148H261L260 149V153H261V151H263V149L264 148H262V147H259ZM24 149V148H23ZM122 149H123V146H122ZM204 149V148H203ZM219 149V148H218ZM244 149V148H243ZM17 150V149H16ZM29 151H31V149H28ZM165 150V149H164ZM179 150V149H178ZM210 150V149H209ZM214 150V149H213ZM234 150V149H233ZM24 151V150H23ZM22 151V152H23ZM76 151V150H75ZM83 151V150H82ZM175 151V150H174ZM189 151V150H188ZM115 152V151H114ZM135 152V151H134ZM162 152V151H161ZM164 152V151H163ZM183 152V151H182ZM209 152V151H208ZM234 152V151H233ZM264 152V151H263ZM17 153V152H16ZM21 152H19V154H20ZM27 153H29V152H24V153H22L21 155H22V157H23V155L25 154V156L27 157L28 155H26ZM80 153V152H79ZM118 153V152H117ZM158 153H157V155H158ZM176 153V152H175ZM187 153V152H186ZM224 153V152H223ZM237 153H238V151H237ZM256 153V152H255ZM81 154V153H80ZM120 154V153H119ZM161 154V153H160ZM171 154V153H170ZM192 154V153H191ZM218 154V153H217ZM234 154V153H233ZM243 154V153H242ZM253 154V153H252ZM257 154V153H256ZM20 155V156H21ZM30 155H31V153H30ZM75 155V154H74ZM78 155V154H77ZM111 155V154H110ZM122 155V154H121ZM120 155V156H121ZM156 155V154H155ZM165 155V154H164ZM178 155V154H177ZM202 155V154H201ZM224 155V154H223ZM234 155H236L237 156V154H234ZM254 155V154H253ZM253 155H251L252 157H253ZM80 156V155H79ZM81 156H82V154H81ZM161 156V155H160ZM208 156V155H207ZM219 156H221V155H219ZM246 156V155H245ZM263 156H264V154H263ZM14 157H15V155H14ZM26 157H23V158H26ZM29 157V156H28ZM27 157V158H28ZM202 157V156H201ZM200 157V158H201ZM210 157V156H209ZM226 158H228L227 156H225ZM230 157V156H229ZM26 158V159H27ZM119 158H121V157H119ZM166 158V157H165ZM168 158V157H167ZM212 158V157H211ZM215 158V157H214ZM22 159V158H21ZM30 159H31V157H30ZM106 159V158H105ZM204 159V158H203ZM206 159L208 160V158L206 157ZM205 159V160H206ZM220 159H222V157L220 158ZM263 159V158H262ZM204 160V161H205ZM206 160V161H207ZM213 160V159H212ZM211 160V161H212ZM224 160V159H223ZM228 160V159H227ZM237 160V159H236ZM242 160V159H241ZM253 160V161H252ZM252 164H254L255 165V167L257 168V167H259L258 165H259V163H260V161H258V160H260L259 158H258V154L256 155V156H254L253 158H252ZM72 161V160H71ZM167 161V160H166ZM176 161V160H175ZM203 161V162H204ZM210 161V162H211ZM231 161V159H229V161H226V159H225V161L224 162H230ZM160 162V161H159ZM216 161H213L212 163H215ZM221 162H222V160H221ZM234 162V161H233ZM254 162V163H253ZM256 162H257V164H256ZM259 162V163H258ZM264 162V161H263ZM163 163V162H162ZM161 163V164H162ZM262 163V162H261ZM260 163V164H261ZM140 164V163H139ZM146 164V163H145ZM204 164H205V162H204ZM210 164V163H209ZM215 164H217V163H215ZM214 164V165H215ZM222 164V163H221ZM220 164V165H221ZM153 165V164H152ZM197 165V164H196ZM206 165V164H205ZM208 165V164H207ZM213 165V164H212ZM248 165V164H247ZM251 165V164H250ZM253 165V166H254ZM257 165V166H256ZM263 165V164H262ZM70 166V165H69ZM138 166V165H137ZM150 166H151V164H150ZM168 166H169V164H168ZM174 166V165H173ZM175 166H177V165H175ZM198 166V165H197ZM202 166V165H201ZM216 166V165H215ZM217 166H218V164H217ZM216 166V167H217ZM224 166V165H223ZM227 166V165H226ZM261 166V165H260ZM135 167H136V165H135ZM149 167V166H148ZM178 167V166H177ZM214 167V166H213ZM228 167L229 166H227V169H228ZM158 168V167H157ZM225 168V167H224ZM234 168V167H233ZM246 168H247V166H246ZM100 169V168H99ZM174 169V168H173ZM195 169V168H194ZM205 169V168H204ZM211 168H209L208 167V170H210ZM215 169V168H214ZM220 169H221V167H220ZM260 169H261V171H259L260 173H262L263 172V174H264V170L262 171V167H260ZM264 169V168H263ZM66 170V169H65ZM101 170V169H100ZM156 170V169H155ZM203 170V169H202ZM205 170H207V169H205ZM213 170V169H212ZM216 170H217V168H216ZM216 170H215V172H216ZM223 170V169H222ZM234 170V169H233ZM247 170V169H246ZM251 171L253 170V172L252 173H254L256 170H259V169H255V171H254V169H250ZM250 170H248V175H250V174H252L251 172H249ZM134 171H135V168H134ZM133 171V172H134ZM167 171V170H166ZM224 171V170H223ZM105 172V171H104ZM163 172H164V170H163ZM191 172V171H190ZM218 172H221V170H219L218 169ZM230 172V171H229ZM228 172V173H229ZM259 172H257L256 171V173L258 174ZM109 173V172H108ZM109 173V174H110ZM144 173V172H143ZM148 173V172H147ZM159 173H161V172H159ZM168 173V172H167ZM202 173V172H201ZM211 173V172H210ZM221 173H223L222 174V176L225 174L226 175V173L225 172H221ZM221 173H219L220 175H221ZM232 173V172H231ZM145 174H146V172H145ZM152 174V173H151ZM174 174H176V173H174ZM178 174V173H177ZM209 174V173H208ZM217 174V173H216ZM218 174V175H219ZM244 174V173H243ZM256 174V175H257ZM102 175V174H101ZM106 175H107V173H106ZM139 175V174H138ZM141 175V174H140ZM202 175V174H201ZM207 175V174H206ZM206 175L204 176V177H206ZM219 175V176H220ZM237 175V174H236ZM247 175V176H248ZM255 174L253 175L252 174V176L251 177H255L256 176ZM4 176V175H3ZM158 176V175H157ZM215 176V175H214ZM228 176V175H227ZM260 176V175H259ZM4 177H6V176H4ZM99 177V176H98ZM105 177V176H104ZM107 177H109V176H107ZM107 177H105V178H101L100 180H99V182H103V183H105L106 181H108L107 180ZM160 177V176H159ZM168 177V176H167ZM180 177V176H179ZM182 177V176H181ZM209 177V176H208ZM210 177H212V176H210ZM221 177V176H220ZM250 177V178H251ZM257 178H259L258 177V175L256 176ZM261 177V176H260ZM262 177H263V175H262ZM262 177H261V179H262ZM70 178V177H69ZM111 178V177H110ZM126 178V177H125ZM142 178V177H141ZM203 178V177H202ZM218 178V177H217ZM222 178V177H221ZM221 178H219L220 179V181L219 180H217L216 182L214 181V183H212L210 180H208V181H210V183H212V184H209V187H208V185L207 186H204L203 188H208L209 190H211V192L214 190L215 191V189L216 188H219L220 187V185H222V184H224V181H223V183H222V179ZM264 178V177H263ZM132 179V178H131ZM158 179V178H157ZM193 179H195V178H193ZM199 179H200V177H199ZM211 179V178H210ZM230 179V178H229ZM240 179V178H239ZM253 179V178H252ZM4 180V179H3ZM69 180V179H68ZM97 180V179H96ZM177 180V179H176ZM213 180V179H212ZM214 180H215V177H214ZM234 180V179H233ZM112 181V180H111ZM184 181V180H183ZM202 181L204 182V180L202 179ZM206 181V180H205ZM207 181V182H208ZM229 181V180H228ZM258 181V180H257ZM262 181H264V180H262ZM133 182V181H132ZM155 182H156V180H155ZM158 182V181H157ZM207 182L205 183L204 182V184L206 185L207 184ZM255 182V181H254ZM251 183V184H256V182L255 183ZM260 182V181H259ZM92 183V182H91ZM139 183V182H138ZM137 183V184H138ZM149 183V182H148ZM162 183V182H161ZM193 183H194V181H193ZM237 183V182H236ZM90 184V183H89ZM184 184V183H183ZM190 184V183H189ZM202 184V182H200V184H198V185H201ZM225 184H227L226 182H225ZM224 184V185H225ZM232 184V183H231ZM235 184V183H234ZM127 185V184H126ZM159 185V184H158ZM197 185V186H198ZM223 185V186H224ZM3 186V185H2ZM99 186H100V184H99ZM105 186V185H104ZM141 186H142V184H141ZM146 186H148V185H146ZM150 186V185H149ZM186 186V185H185ZM197 186H195V187H197ZM202 186V185H201ZM236 186H238L237 184H236ZM242 186V185H241ZM255 186V185H254ZM257 186V185H256ZM127 187V186H126ZM151 187V186H150ZM149 187V188H150ZM189 187V186H188ZM222 187V186H221ZM260 187V186H259ZM258 187V188H259ZM262 187H264V186H261V188ZM124 188V187H123ZM232 188V187H231ZM238 188H239V186H238ZM237 188V189H238ZM243 189L244 188H246V187H242ZM257 188V187H256ZM1 189V188H0ZM101 189V188H100ZM128 189V188H127ZM132 189V188H131ZM148 189V188H147ZM147 189H146V191H147ZM227 189V188H226ZM235 189V188H234ZM249 189V188H248ZM255 187L253 188V190H251L250 189V191H251V194L249 193V195L250 196H254V194H252V192L253 193H255V190H257V193L259 194L260 192V189H255ZM136 190V189H135ZM141 190V189H140ZM143 190V189H142ZM144 190H145V188H144ZM150 190V189H149ZM152 190V189H151ZM158 190V189H157ZM179 190V189H178ZM202 190V189H201ZM205 189H203L202 191H204ZM259 190V191H258ZM264 190V189H263ZM125 191V190H124ZM131 191V190H130ZM145 191V192H146ZM189 191V190H188ZM197 191V190H196ZM217 191V190H216ZM232 191V190H231ZM230 191V192H231ZM238 191V190H237ZM240 191H242V190H239L237 193H240ZM249 191V192H250ZM262 191V190H261ZM134 192V191H133ZM138 192V191H137ZM144 192V191H143ZM142 192V193H143ZM150 192V191H149ZM184 192V191H183ZM194 192H195V190H194ZM200 192V191H199ZM206 192H210V191H207V189H206ZM247 192V191H246ZM244 193V194H248V193ZM130 193V192H129ZM132 193V192H131ZM159 193V192H158ZM204 193V192H203ZM203 193H202V195H203ZM243 193V192H242ZM262 193V192H261ZM127 194V193H126ZM147 194V193H146ZM200 194V193H199ZM90 195V194H89ZM161 195V194H160ZM201 195V196H202ZM228 195V194H227ZM236 195H239V196H237L239 199L237 200V201H239L240 199V201H243L242 199L245 197V195H240V194H236ZM255 195H256V193H255ZM262 195H264V194H262ZM261 195V196H262ZM91 196H93V195H91ZM95 196V195H94ZM142 196H144V195H142ZM147 196V195H146ZM172 196V195H171ZM180 196V195H179ZM178 196V197H179ZM188 196V195H187ZM206 196V195H205ZM231 196V195H230ZM233 196V195H232ZM231 196V197H232ZM82 197V196H81ZM131 197V196H130ZM194 197V196H193ZM192 197V198H193ZM199 196H197V197H194L195 199L193 200L192 199V201L188 204V205H190V206H192L191 208H193V205L194 206H197V205H195L196 203H197V201L199 200V198H198ZM229 197V196H228ZM243 197V198H242ZM257 195H256V197L254 196L253 198H255L256 200H257ZM264 197V196H263ZM123 198V197H122ZM125 198V197H124ZM157 198V197H156ZM198 198V199H197ZM205 198V197H204ZM203 198V199H204ZM233 199V201H234V199H236L235 197H232ZM247 198V197H246ZM251 198V197H250ZM127 199H128V197H127ZM169 199V198H168ZM182 199V198H181ZM187 199V198H186ZM229 199V201L231 200L230 199V197L228 198ZM249 199V198H248ZM264 199V198H263ZM262 199V200H263ZM81 200V199H80ZM79 200V201H80ZM141 200V199H140ZM190 200V199H189ZM245 200H247V199H245ZM256 200H254L253 199V202L254 201H256ZM259 200V204L262 202H260V198L258 199ZM257 200V201H258ZM76 201V200H75ZM179 201V200H178ZM203 201V200H202ZM204 201H205V199H204ZM204 201H203V203H204ZM227 202H228V200H226ZM232 201V202H233ZM236 201V202H237ZM239 201V202H240ZM256 201V202H257ZM264 201V200H263ZM231 202V203H232ZM235 202V203H236ZM255 202V203H256ZM201 203V202H200ZM226 203V202H225ZM225 203H224V205H225ZM234 202H233V204L235 205V207L233 206V204L231 205V204H228V205H225V206H223V208L221 209V211H220V213H224V214H227V216H229V218L232 220V218L235 216V213H236V210H235V213H234V208L236 209V204H235ZM244 203H246V202H244ZM248 203H251L250 205H251V208L253 209V210H255L257 207H253L254 205H258V202L256 203V204H252V200L250 201V202H247V205H249ZM76 205V204H75ZM124 205H126L125 203H124ZM132 205V204H131ZM186 205V204H185ZM188 205L186 206V207H184L183 206V208H179V210H178V212L175 210V212L174 213H176L177 212V214H184L186 211H188L189 210V208H188ZM241 206H243L242 204H241ZM246 206V205H245ZM261 206V205H260ZM66 207V206H65ZM158 207V206H157ZM161 207V206H160ZM178 207V206H177ZM219 207H221V206H219ZM239 207V206H238ZM246 207H249V206H246ZM261 207H264V204H263V206H261ZM67 208V207H66ZM167 208V207H166ZM171 208V207H170ZM188 208V209H187ZM68 209H69V207H68ZM156 209V208H155ZM220 209V208H219ZM242 209V208H241ZM244 209V208H243ZM249 209V208H248ZM259 209V208H258ZM264 208H262V209H259V211L260 210H262V211H260V212H258V214L260 215L259 217V219L261 220H259L258 218V222H257V224H259V222H260V224H262L264 221V210H263ZM169 210V209H168ZM247 210V209H246ZM125 211V210H124ZM155 211V210H154ZM157 211V210H156ZM240 211V210H239ZM238 211V212H239ZM250 211V213H251V209L249 210ZM216 212V211H215ZM243 212V211H242ZM104 213V212H103ZM125 213V212H124ZM155 213H157V212H155ZM168 213V212H167ZM187 213H189V212H187ZM213 213V212H212ZM244 213V212H243ZM243 213H242V218H243ZM246 213V212H245ZM244 213V214H245ZM253 213V212H252ZM251 213V214H252ZM107 214V213H106ZM123 214V213H122ZM153 214V213H152ZM192 214V213H191ZM219 214V213H218ZM223 214V215H224ZM239 213H237L236 214V216L238 215ZM254 214H255V211H254ZM258 214H257V216H258ZM172 215V214H171ZM176 215V214H175ZM250 215V214H249ZM249 215H247V214H245V217H244V220H245V218H247V217H250ZM173 216H174V214H173ZM173 216H170L169 214L168 215H162V216H160L159 218H158V222H160V223H167V222H169L171 219H172V217ZM182 216V215H181ZM247 216V217H246ZM256 216V217H257ZM125 217V216H124ZM179 217V216H178ZM219 217H220V215H219ZM218 218V217H217ZM221 218H222V215H221ZM224 218H227V217H224ZM241 218V217H240ZM241 218V219H242ZM251 218V217H250ZM249 218V219H250ZM97 219V218H96ZM228 219V218H227ZM234 219V218H233ZM235 219L236 220H238L236 217H235ZM253 219V218H252ZM182 220V219H181ZM219 220V219H218ZM173 221V220H172ZM178 221V220H177ZM224 221H226V220H224ZM246 221V220H245ZM256 221L257 220H254V223H256ZM151 222V221H150ZM157 222V221H156ZM214 222V221H213ZM215 222H217L216 220H215ZM227 222V221H226ZM225 222V223H226ZM236 222H238V221H236ZM241 222V221H240ZM242 222L243 223H245L243 220H242ZM248 222V221H247ZM206 223V222H205ZM218 223V222H217ZM221 223H223L224 224V222H223V220L221 221ZM229 224H228V226L230 225V226H232L233 224V221H232V225L230 224V222H228ZM239 223V222H238ZM141 224V223H140ZM143 224V223H142ZM209 224H210V222H209ZM208 224V225H209ZM227 224V223H226ZM236 224L237 223H235V227H238V226H236ZM253 224V223H252ZM264 224V223H263ZM167 225V224H166ZM166 225L165 226H163L164 228L166 227ZM171 225V224H170ZM213 225V224H212ZM216 225V224H215ZM220 225V224H219ZM225 225V224H224ZM256 225V224H255ZM169 226V225H168ZM205 226V225H204ZM207 226V225H206ZM223 226V225H222ZM229 226V227H230ZM242 226H244V225H242ZM253 226V225H252ZM252 226H251V228H252ZM263 226V225H262ZM181 227V226H180ZM216 227V226H215ZM233 227L234 226H232V227H230V229H233ZM250 226H248L247 228H249ZM255 228H256V226H254ZM259 226H257V228H258ZM136 227H134V229H135ZM155 228V227H154ZM157 228V227H156ZM173 228V227H172ZM206 228V227H205ZM217 228H219L218 226H217ZM223 228V227H222ZM221 228V229H222ZM226 228H228V227H226ZM226 228L224 229L225 231H226ZM251 228H249V229H251ZM166 229V228H165ZM177 229V228H176ZM216 229V228H215ZM215 229L214 230H211L210 229V231L212 232V231H215ZM235 229V228H234ZM238 229H239V227H238ZM237 229V230H238ZM253 229V228H252ZM251 229V230H252ZM130 230H131V228H130ZM218 230H220V229H217L216 231H218ZM229 229H227V231H228ZM245 230H248V229H245ZM244 230V231H245ZM260 230V228L258 229V231ZM132 231H134V230H132ZM164 231V230H163ZM222 231V230H221ZM224 231V232H225ZM239 231H241V230H239ZM253 231V230H252ZM252 231H250L252 234H253V232ZM263 231H264V229H263ZM179 232V231H178ZM223 232V233H224ZM229 232V231H228ZM243 232V231H242ZM247 232L249 233V231H245V233H246V235H247ZM260 232V231H259ZM143 233V232H142ZM170 233V232H169ZM199 233V232H198ZM210 233V232H209ZM221 234H222V232H220ZM236 233H240V232H236V230H230V232L227 234V235H225L227 238L226 239H229V237H236ZM244 233V232H243ZM244 233V234H245ZM250 233V234H251ZM255 233H257V232H255ZM149 234V233H148ZM152 234V233H151ZM157 234V233H156ZM168 234V233H167ZM166 234V235H167ZM173 234V233H172ZM176 234V233H175ZM200 234V233H199ZM215 234V233H214ZM218 234H219V232H218ZM251 234V235H252ZM158 235V234H157ZM162 235V234H161ZM217 235V234H216ZM223 235V234H222ZM23 236V235H22ZM169 235H167L166 237H168ZM172 236V235H171ZM201 236V235H200ZM214 236V235H213ZM260 236V235H259ZM258 236V237H259ZM261 236L262 237H264V232H263V234H262V231H261ZM149 237V236H148ZM154 237V236H153ZM158 237V236H157ZM170 237V236H169ZM179 237V236H178ZM238 237V236H237ZM243 237V236H242ZM145 238V237H144ZM147 238V237H146ZM163 238H165V237H163ZM215 238V237H214ZM221 238H222V236H221ZM221 238H219L220 240H221ZM250 238H251V236H250ZM255 238H257V237H253V240L252 241H254V242H251V240L249 239V237H248V239H249V242H248V240H246L247 242H241L240 244H238L235 248L237 249H235L236 251L235 252H237L238 254H236V255H238V256H236L237 257V259H238V257H239V259H238V264H264V241H263V239H262V241L263 242H257L256 241V239ZM11 239V238H10ZM151 239V238H150ZM198 239V238H197ZM211 239V238H210ZM213 239V238H212ZM216 239V238H215ZM223 239V238H222ZM225 239V240H226ZM231 239V238H230ZM229 239V240H230ZM246 239V238H245ZM245 239H242V240H245ZM261 239V238H260ZM143 240V239H142ZM241 240V241H242ZM94 241V240H93ZM102 241V240H101ZM196 241V240H195ZM205 241V240H204ZM210 241V240H209ZM216 241H217V239H216ZM222 241V240H221ZM155 242V241H154ZM158 242H159V240H158ZM212 242V241H211ZM227 242V241H226ZM238 242H239V240H238ZM51 243V242H50ZM99 243V242H98ZM101 243V242H100ZM99 243V244H100ZM162 243V242H161ZM215 243V242H214ZM225 243V242H224ZM224 243H223V246H224ZM231 244H232V241H231ZM233 244H234V242H233ZM48 245V244H47ZM159 245V244H158ZM197 245V244H196ZM222 245V244H221ZM220 245V246H221ZM227 245V244H226ZM225 245V246H226ZM98 246V245H97ZM100 246V245H99ZM170 246V245H169ZM172 246V245H171ZM208 246V245H207ZM219 246V247H220ZM228 246H230V245H228ZM210 247V246H209ZM222 247V246H221ZM231 247V246H230ZM233 247V246H232ZM100 248V247H99ZM98 248V249H99ZM227 248V247H226ZM102 249V248H101ZM151 249V248H150ZM171 249V248H170ZM191 249V248H190ZM201 249V248H200ZM209 249V248H208ZM212 249V248H211ZM214 249V248H213ZM228 249H229V247H228ZM234 249H233V251H234ZM60 250V249H59ZM192 250V249H191ZM207 250V249H206ZM215 250V249H214ZM221 250V249H220ZM224 250H225V247H224ZM46 251V250H45ZM172 251V250H171ZM217 251V250H216ZM222 252H223V250H221ZM220 251V253L219 252H217L216 254H215V252H213V253H210V252H212L211 250H210V255L208 254V252H207V254H206V256H209L206 260H201L204 264H215V263H218V264H220V260L223 258V257H225V256H223ZM143 252V251H142ZM149 252V251H148ZM156 252H158V251H156ZM229 252H230V250H229ZM46 253V252H45ZM100 253V252H99ZM107 253V252H106ZM105 253V254H106ZM162 253V252H161ZM168 253V252H167ZM177 253V252H176ZM187 253V252H186ZM224 254H225V252H223ZM227 253V252H226ZM230 253H232V252H230ZM70 254V253H69ZM108 254V253H107ZM155 254V253H154ZM160 254V253H159ZM189 254V253H188ZM218 254H220V255H218ZM233 254V253H232ZM5 255V256H4ZM3 256H0V264H6L5 263V261H6V259H7V256H6V254H4ZM109 255H110V253H109ZM163 255V254H162ZM205 255V254H204ZM222 255V256H221ZM227 255V254H226ZM230 255V254H229ZM98 256V255H97ZM111 256V255H110ZM173 256V255H172ZM179 256V255H178ZM196 256H197V254H196ZM235 256V255H234ZM234 256H233V258H234ZM63 257H64V255H63ZM152 257H154V256H152ZM166 257V256H165ZM170 257V256H169ZM187 257H188V255H187ZM105 258V257H104ZM146 258V257H145ZM204 258V257H203ZM202 258V259H203ZM227 258V257H226ZM225 258V259H226ZM232 258V257H231ZM201 259V258H200ZM205 259V258H204ZM18 260V259H17ZM144 260V259H143ZM228 260V259H227ZM127 261V260H126ZM134 261V260H133ZM146 261H147V259H146ZM225 261V260H224ZM224 261H222L221 263H223ZM44 262H45V260H44ZM165 262V261H164ZM163 262V263H164ZM198 262V261H197ZM234 263H235V260L233 261ZM121 263V262H120ZM128 263V262H127ZM130 263V262H129ZM138 263V262H137ZM236 263H237V261H236ZM8 264V263H7ZM53 264V263H52ZM103 264V263H102ZM165 264V263H164ZM186 264V263H185ZM225 264H227V263H225ZM228 264H230L229 262H228Z\"/></svg>","mask_w":264,"mask_h":264}]
</instances>
